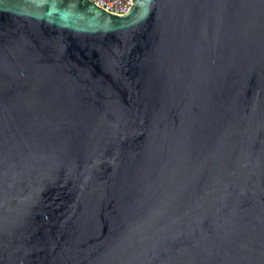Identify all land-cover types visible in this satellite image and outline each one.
I'll list each match as a JSON object with an SVG mask.
<instances>
[{
    "label": "water",
    "instance_id": "95a60500",
    "mask_svg": "<svg viewBox=\"0 0 264 264\" xmlns=\"http://www.w3.org/2000/svg\"><path fill=\"white\" fill-rule=\"evenodd\" d=\"M0 0V264H264V0Z\"/></svg>",
    "mask_w": 264,
    "mask_h": 264
},
{
    "label": "built area",
    "instance_id": "2783aa9c",
    "mask_svg": "<svg viewBox=\"0 0 264 264\" xmlns=\"http://www.w3.org/2000/svg\"><path fill=\"white\" fill-rule=\"evenodd\" d=\"M95 4L112 13L126 12L133 4L132 0H91Z\"/></svg>",
    "mask_w": 264,
    "mask_h": 264
}]
</instances>
